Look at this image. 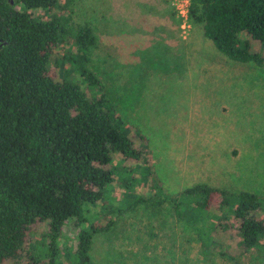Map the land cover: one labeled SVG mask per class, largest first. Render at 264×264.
Instances as JSON below:
<instances>
[{
	"label": "trees",
	"instance_id": "1",
	"mask_svg": "<svg viewBox=\"0 0 264 264\" xmlns=\"http://www.w3.org/2000/svg\"><path fill=\"white\" fill-rule=\"evenodd\" d=\"M70 4L0 0V264H56L70 220L73 263L94 264L92 233L107 225L86 226L88 207L113 185L123 208L150 201L147 191L168 200L206 252L233 259L255 247L263 196L206 182L164 190L146 136L121 117L92 68L109 53L92 27L73 21ZM189 21L228 59L264 68V0H190Z\"/></svg>",
	"mask_w": 264,
	"mask_h": 264
},
{
	"label": "rangeland",
	"instance_id": "2",
	"mask_svg": "<svg viewBox=\"0 0 264 264\" xmlns=\"http://www.w3.org/2000/svg\"><path fill=\"white\" fill-rule=\"evenodd\" d=\"M69 9L109 53L92 68L121 117L146 136L166 192L206 182L264 197V68L228 59L191 23L183 35L170 0H71ZM119 190L110 186L88 207L86 226L107 225L92 233V263L264 264V239L233 259L206 252L168 200L147 191L150 201L123 208ZM77 230L65 224L56 264H74Z\"/></svg>",
	"mask_w": 264,
	"mask_h": 264
},
{
	"label": "built area",
	"instance_id": "3",
	"mask_svg": "<svg viewBox=\"0 0 264 264\" xmlns=\"http://www.w3.org/2000/svg\"><path fill=\"white\" fill-rule=\"evenodd\" d=\"M176 17L180 20V27L182 29L183 35L187 34L188 29L190 28L189 21V5L190 0H170Z\"/></svg>",
	"mask_w": 264,
	"mask_h": 264
}]
</instances>
